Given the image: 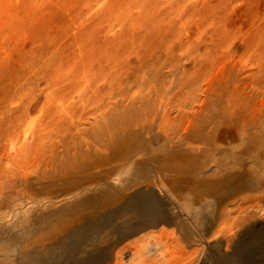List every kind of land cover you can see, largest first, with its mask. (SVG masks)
<instances>
[{
    "label": "rangeland",
    "instance_id": "obj_1",
    "mask_svg": "<svg viewBox=\"0 0 264 264\" xmlns=\"http://www.w3.org/2000/svg\"><path fill=\"white\" fill-rule=\"evenodd\" d=\"M180 250L264 264V0H0V264Z\"/></svg>",
    "mask_w": 264,
    "mask_h": 264
},
{
    "label": "bare ground",
    "instance_id": "obj_2",
    "mask_svg": "<svg viewBox=\"0 0 264 264\" xmlns=\"http://www.w3.org/2000/svg\"><path fill=\"white\" fill-rule=\"evenodd\" d=\"M102 192V191H101ZM107 192V191H106ZM106 192H103L102 194H106ZM101 194V195H102ZM110 195V194H109ZM112 195V194H111ZM85 200H87V199H85ZM150 207V206H149ZM124 208H122L121 209V211L123 210ZM138 213H140L142 216H147V217H150L151 218V220H152V222L153 223H155L156 221H157V218H158V214H162L163 216H164V213H163V211L162 212H160L159 211V209H158V213H157V209H154V208H152V207H150V210H141V211H139L138 210V212H137V214ZM156 213H157V215H156ZM139 214V215H140ZM170 219H167V217L165 218V224H171L172 223V221L170 220ZM89 230V225H88V222H82V223H80L79 225H77L73 230H72V232L69 234L70 236L72 235V236H75V237H77V236H79V237H81L84 233H85V231H88ZM73 233V234H72ZM66 242V241H65ZM63 244V243H62ZM61 245V244H60ZM57 246V245H56ZM181 251V253L179 254V253H176V254H179L178 256H176V254H175V256L174 257H172L171 255L169 256V258L168 259H166L165 261H164V264H185L186 262H187V260H188V256L186 255V253H184V251H182V250H180ZM173 255V254H172Z\"/></svg>",
    "mask_w": 264,
    "mask_h": 264
}]
</instances>
